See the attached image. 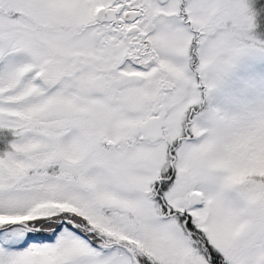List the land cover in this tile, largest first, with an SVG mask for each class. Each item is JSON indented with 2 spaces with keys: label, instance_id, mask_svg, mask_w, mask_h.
I'll return each mask as SVG.
<instances>
[{
  "label": "snow or ice",
  "instance_id": "6c2138e0",
  "mask_svg": "<svg viewBox=\"0 0 264 264\" xmlns=\"http://www.w3.org/2000/svg\"><path fill=\"white\" fill-rule=\"evenodd\" d=\"M0 264H264V0H0Z\"/></svg>",
  "mask_w": 264,
  "mask_h": 264
}]
</instances>
